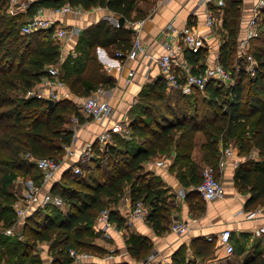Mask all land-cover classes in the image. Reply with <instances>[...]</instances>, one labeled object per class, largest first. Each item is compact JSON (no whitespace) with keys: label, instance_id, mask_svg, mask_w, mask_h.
<instances>
[{"label":"trees","instance_id":"1","mask_svg":"<svg viewBox=\"0 0 264 264\" xmlns=\"http://www.w3.org/2000/svg\"><path fill=\"white\" fill-rule=\"evenodd\" d=\"M136 0H35L23 12L9 13V0H0V217L3 209L12 204L17 195L10 190L13 179L19 174L30 176L35 183L42 179V172L34 161L26 157L51 156L60 159L64 145L71 142L73 130L65 126L67 116H82L78 107L69 98L54 100L48 106L45 98L24 95L37 81L47 76V67L58 62L59 45L52 37V28L38 29L29 33L21 31L25 15H32L37 7H56L70 3L73 6L90 8L104 6L110 12L130 18ZM240 1L225 0L219 47V62L228 70L236 60L243 65L238 53ZM88 51L81 68L59 63L65 71L59 78L69 90L77 95L87 96L100 83L113 85V78L97 60L95 46H102L111 53L126 51L131 46V31L122 25L112 26L105 19L84 28ZM249 51L257 60L256 72L250 75L237 69L234 82L225 84L210 79L201 89L193 86L187 93L179 89L168 90L162 74L146 82L139 94L143 113L133 115L128 123L127 142L115 144L112 140L101 144L94 140L92 155L84 171L93 175L77 177L69 169L62 172L60 181L50 191L62 196L67 207L63 213L59 206L47 205L36 208L28 215L21 229L28 253L39 240H52L57 247L51 264L76 263L68 254L70 247L76 250H96L91 243L92 225L97 212L125 194L133 204L141 200L147 207L146 220L156 233L167 228V206L162 198L164 188L161 179L146 170L143 163L158 154L175 151L171 166L179 169L190 160L196 132L201 131L203 160L215 166L220 147L233 141L238 152L248 154L256 149L261 160L246 159L238 163L235 185L249 192L247 203L264 202V8L259 13L257 34L250 39ZM183 57L188 63L203 70L207 47L195 50L185 47ZM193 68V67H192ZM175 93V94H173ZM174 98V99H173ZM173 100V106L170 102ZM153 109L159 115L153 116ZM161 117V119H159ZM114 138V137H113ZM180 182L189 186L201 180V174L191 169L179 172ZM199 198L195 203L202 209V198L196 190L190 189L187 198ZM201 198V199H200ZM46 209V210H45ZM51 212L55 217L51 215ZM109 219L121 225L123 218L109 212ZM217 241L196 237L191 241L194 257L183 261L173 259L174 264H197L214 256ZM149 249L146 239L131 243L129 250L137 258L144 257ZM238 264H264V250Z\"/></svg>","mask_w":264,"mask_h":264},{"label":"crops","instance_id":"2","mask_svg":"<svg viewBox=\"0 0 264 264\" xmlns=\"http://www.w3.org/2000/svg\"><path fill=\"white\" fill-rule=\"evenodd\" d=\"M217 1H135L130 12V18L124 20L123 25L131 31V44L134 37L138 35L147 54H138L133 58L118 57L115 51L111 53L102 46H95L97 60L102 64L104 71L114 80L113 85L100 83V86L92 91L100 90L99 93L102 98H108L113 107L112 119L105 124L84 115L78 103L82 102L85 96L71 92L67 85L59 78L62 81V85L58 88L60 98L66 97L73 101L78 107L82 120H79L75 114L67 117L65 126L73 130L72 140L67 145L71 149H74L75 153L74 156L68 158L64 155V149L62 158L60 157V159H63L61 167L43 185L44 189H50L54 183L60 181L62 172L69 169V162L71 163L76 160L78 164H82V162L86 161L87 159L77 160L79 148L83 147L87 142H91L92 144L94 140H97V134L106 126L110 128L113 120L121 119L128 126L131 119L130 114H135L136 110L141 108L138 100L144 84L161 74L155 58L163 52L164 27L168 22L172 21L178 28L185 23L196 27L197 31L205 36L206 45L203 47L208 48V54L202 62L203 68L214 62L215 53L216 51L219 52V47L223 40L220 33L222 28L218 27L214 29L208 26L205 20L208 10L215 13L216 17L223 15L225 0H223L224 4L221 6L218 5ZM239 1L241 13L237 33L238 40L244 34L243 27L252 13V7L256 3V0ZM78 7L80 11L77 12H59L46 15L70 29L67 37L58 41L61 59L59 63L68 60L66 64L68 68H81L84 64L88 45L82 33L83 29L102 19L104 13L110 12L104 6H92L87 9L82 6ZM19 11L24 12L25 10L20 8ZM26 17L28 15H25L24 19ZM182 51L180 52L179 60L181 62L183 60L186 61L190 71L198 70L199 67L197 65L199 63H196V65L188 63L183 57ZM176 67L180 73L183 74L185 72V69L181 65H176ZM130 70L133 71L132 74L129 73ZM64 71L65 69L61 66L59 75ZM167 89L169 90V88ZM132 111L135 113H132ZM128 133L129 131L127 133L113 131L111 140H114L115 144L127 142L128 138H123V136L128 137ZM203 141L204 136L198 131L195 134L190 160L187 163H191L192 161L197 164L202 163L203 150L201 144ZM228 146L234 148L233 154L223 153V149ZM257 152L256 149H253L248 154L240 153L233 141L220 147L214 168L216 175L224 185L225 195L223 198L213 200L202 198V209L198 208L195 203L199 199L198 197L192 200L187 198L190 189L195 190V184L185 186L180 182L177 175L178 171L184 173L189 172L191 169L201 174L202 168L198 167L196 169V166L194 168L187 163L183 166L181 165L180 169L177 166H171L175 156L174 149L163 155V165L155 164V159L159 155L152 157L145 161L143 166L144 170L157 175L164 185V195L161 196L164 199V204L167 206V228L161 233H156L146 219L133 217L131 215L132 203L130 197L128 194H125L119 200L111 202L106 206L109 212L113 211L115 215L123 218L122 224L118 226L115 220L109 219L111 226L107 232H103L99 227L97 218L99 210L92 225L93 234L91 237V243L96 244L98 248L96 250L78 249L77 251L87 253V256L81 260L74 259L68 249L69 256L74 262L85 264H142L145 257L152 252L156 254L154 259L158 260L160 264H168L169 262H173L174 257L183 261L193 258L194 253L190 246L191 241L196 237H206L208 239L207 236L210 235L211 239L214 238L217 241L214 256L205 260L197 259V264H238L243 262L258 251L264 250V237L256 232V226L264 220V202L257 201L248 204L249 192L243 191L235 185L234 173L238 163L241 161L248 158L261 160ZM24 182L25 185H21L22 188L20 187L19 194L10 185V190L17 194V197L25 186L41 184V180L35 183L31 178H26ZM59 207H64V205ZM66 209V206L62 208V212L64 213ZM252 210H257V212L255 215L248 217L247 214ZM51 215L55 217L52 212ZM26 217L21 218L16 215L13 203L3 209L2 216L0 217V264H51L57 250V247L51 245V239L38 240L35 246L26 253L24 241L19 237ZM175 219L188 223V229L184 233L177 234L170 229V224ZM9 227L12 228L11 233L5 231ZM225 228L230 230V242L233 245V251L229 253L218 239V233ZM141 239L147 240L149 249L144 257L137 258L130 253L129 247L131 243Z\"/></svg>","mask_w":264,"mask_h":264},{"label":"built area","instance_id":"3","mask_svg":"<svg viewBox=\"0 0 264 264\" xmlns=\"http://www.w3.org/2000/svg\"><path fill=\"white\" fill-rule=\"evenodd\" d=\"M35 0H9L7 11L14 13L16 10H26L30 3ZM218 5L224 4L223 0L217 1ZM264 8V0H256L255 5L252 7V13L248 17L244 25V34L238 40V53L243 59L244 64L238 65L236 69H243L250 75L256 72L257 60L255 56L249 51L250 39L257 34L259 13ZM77 12L80 11L78 6H73L68 2L56 7L39 6L35 12L26 17L24 23L21 25V31L29 33L38 29L52 28V37L61 41L70 33V29L64 24L55 21L46 15L59 12ZM102 18L108 21L112 26H119V16L113 12H107L102 15ZM205 23L214 29L222 26V16L216 17L215 13L208 10ZM165 38L163 40V52L159 54L155 60L159 66L160 73L166 81L167 88L179 89L184 93L191 90L193 86L203 88L210 79H218L227 85L234 82V76L230 70L226 69L218 60L219 52L215 53V60L213 63L208 64L202 71H190L186 61H180V52L185 48L193 50L206 45L205 36L197 31L196 27L185 23L180 28L176 27L172 21L168 22L164 27ZM144 45L141 43L139 36L136 35L132 41L131 47L126 51L116 50L115 54L118 57L133 58L138 54H147ZM176 65H181L185 72L182 74L177 69ZM132 70L129 71L132 74ZM59 69L55 64H50L47 67V76L42 80L37 81L32 87L28 89L26 95H33L38 98H52L53 100L60 98L58 88L62 85L59 79ZM100 90L94 91L85 96L80 104L81 112L100 123H107L112 119L113 107L108 98L101 96ZM100 94V95H99ZM113 131L127 133L129 131L126 122L123 120H113L110 128L107 126L97 134V140L103 144L112 139ZM65 156L70 158L74 156V149L68 145H64ZM234 148L231 146L223 149L224 154H233ZM26 157L36 164L42 172V179L40 185L25 186L21 194L13 202V207L18 217L24 218L38 207H45L47 205L63 206L64 200L61 195L52 193L50 189H44L43 185L49 181L54 174L60 169L63 159H56L51 156L36 157L31 153H26ZM91 142H87L83 147L79 148V156L77 160H85L90 158ZM62 158V157H61ZM164 157L155 159L156 165H163ZM69 170L75 174H82V169L76 160L69 162ZM195 190L199 193L201 198L205 200H213L223 198L225 195V188L221 179L216 175L215 168L211 164H205L201 170V180L194 186ZM183 193V192H182ZM257 210L250 211L247 216L255 215ZM148 207L141 201H135L131 206V215L140 219H146ZM99 227L103 232L111 226L109 220V210L107 207L100 209L98 215ZM170 229L177 234L184 233L188 229V223L181 220H173L170 224ZM7 233L12 232L9 227L5 230ZM256 232L264 237V220L256 226ZM22 237V234L19 235ZM211 239V236H207ZM218 239L224 245L226 251L232 252L233 245L230 242V230L225 228L218 233ZM69 253L76 260H81L87 256V253L77 251L74 248H69ZM155 253H149L143 260L142 264H160L158 260L154 259ZM168 264H174L169 262Z\"/></svg>","mask_w":264,"mask_h":264},{"label":"rangeland","instance_id":"4","mask_svg":"<svg viewBox=\"0 0 264 264\" xmlns=\"http://www.w3.org/2000/svg\"><path fill=\"white\" fill-rule=\"evenodd\" d=\"M53 40L55 41V39L53 38ZM57 43H58V41H56ZM108 52H109V50H107ZM60 56H59V58H58V62L57 63H55V65L58 67V69L59 70H61V67H60V64H59V62H60ZM238 63H237V61L236 60H233V62H232V64H231V66L229 67L230 69H231V67H232V74H236V67H238ZM100 86V84H98L96 87H99ZM169 90H172V89H170L169 88ZM172 91H174V90H172ZM173 94H175V93H173ZM24 95H26V93H24ZM174 99V98H173ZM139 101V100H138ZM173 100H172V102H170V105L171 106H173ZM80 104H81V102L80 103H78V105L80 106ZM153 111V113L154 114H152L153 116H156V115H159V113L160 112H158V109H153L152 110ZM132 113H135L134 111H132ZM136 113H143V109L142 108H139V110H136ZM136 113L135 114H130V117H132L133 115H136ZM69 115H71V114H69ZM68 115V116H69ZM67 116V117H68ZM79 115H77V117H78ZM81 116V115H80ZM159 119H161V117H159ZM201 132V131H200ZM197 133V132H196ZM202 133V132H201ZM203 134V133H202ZM198 139V138H197ZM193 143H194V141H193ZM167 152H164V153H162V154H158L159 156H157V158H160V157H162L163 155H165ZM162 155V156H161ZM203 157V156H202ZM202 159V158H201ZM208 162H206V161H202V163L201 164H197V163H194L193 161L191 162V163H187V164H189V165H191V167H194L195 168V166H196V169H198V167H200V168H202L205 164H207ZM88 164H89V159H87L86 161H84V162H82V167H87L88 166ZM199 172H200V170H199ZM86 173V174H85ZM89 173H91L90 175H93V173L90 171V172H85L84 171V174L85 175H80V176H77V177H85L86 175H89ZM26 178H31L30 176H22V175H17L14 179L15 180H13L12 182H11V186L13 187V188H15V191L19 194L20 193V190H21V188H22V186L21 185H25V182H24V180L26 179ZM32 179V178H31ZM16 185V186H15ZM19 185V186H18ZM21 187V188H20ZM17 195V194H16ZM162 195H164V188L162 189ZM62 208H65V205H64V207H60V208H58L61 212H62Z\"/></svg>","mask_w":264,"mask_h":264},{"label":"water","instance_id":"5","mask_svg":"<svg viewBox=\"0 0 264 264\" xmlns=\"http://www.w3.org/2000/svg\"><path fill=\"white\" fill-rule=\"evenodd\" d=\"M124 17L123 16H119V23L120 25H122L124 23ZM47 103H48V106H52L53 103H54V100L52 98H48L46 99Z\"/></svg>","mask_w":264,"mask_h":264}]
</instances>
